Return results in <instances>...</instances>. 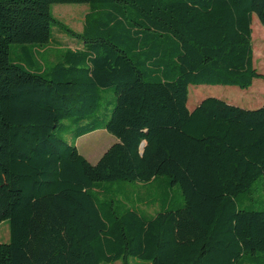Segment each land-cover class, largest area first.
<instances>
[{
    "label": "trees",
    "instance_id": "trees-1",
    "mask_svg": "<svg viewBox=\"0 0 264 264\" xmlns=\"http://www.w3.org/2000/svg\"><path fill=\"white\" fill-rule=\"evenodd\" d=\"M79 4L74 33L51 9ZM254 16L264 0H0V264H264V205L238 204L264 182V104L188 108L190 86L263 77ZM54 27L82 45L37 68ZM98 130L116 142L91 164L76 145ZM159 177L182 202L154 216L114 188Z\"/></svg>",
    "mask_w": 264,
    "mask_h": 264
},
{
    "label": "rangeland",
    "instance_id": "rangeland-1",
    "mask_svg": "<svg viewBox=\"0 0 264 264\" xmlns=\"http://www.w3.org/2000/svg\"><path fill=\"white\" fill-rule=\"evenodd\" d=\"M90 8L86 4L79 5H53L52 15L65 27L74 33H81L85 25V16ZM252 31L254 33L253 50L254 65L257 71L263 76L257 79L249 90H240L236 87H214V86H190L188 108L193 110L204 99L208 97L220 98L231 105H236L245 109H256L264 104V28L258 18L254 16ZM253 38V35H252ZM42 59L43 63L37 68L48 66L50 68L59 54V49L71 48L78 49L82 45L80 39L72 37L70 34L61 32L59 27L53 28V40ZM55 43V44H54ZM19 49L18 45L12 46V51ZM38 59V58H37ZM110 96H106L97 109H95L91 118L104 111ZM91 119H88L90 121ZM63 123L68 124L69 121ZM116 142V138L105 130H98L88 134L77 141V148L91 164H96L103 154ZM115 189H122L124 197L137 204V208L147 216H154L161 210L160 205L163 199H166L168 207H177L182 202L180 188L169 184L165 177H159L157 180L149 183H116ZM181 201V202H180ZM165 202V201H164ZM239 207L245 209L251 205H264V182L259 179L252 187L251 195L242 197ZM10 242V224L4 221L0 224V244ZM114 264H123L116 262ZM130 264H148L137 259H131Z\"/></svg>",
    "mask_w": 264,
    "mask_h": 264
}]
</instances>
